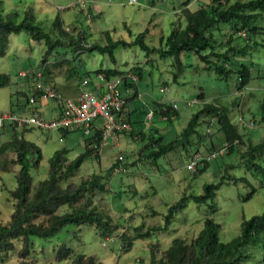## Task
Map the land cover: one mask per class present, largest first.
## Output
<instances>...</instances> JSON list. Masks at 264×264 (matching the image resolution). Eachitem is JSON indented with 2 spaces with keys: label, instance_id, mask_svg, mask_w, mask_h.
Instances as JSON below:
<instances>
[{
  "label": "rangeland",
  "instance_id": "1",
  "mask_svg": "<svg viewBox=\"0 0 264 264\" xmlns=\"http://www.w3.org/2000/svg\"><path fill=\"white\" fill-rule=\"evenodd\" d=\"M1 1L4 12L33 9L39 22L42 21L47 29L51 27L53 20L59 17L69 29L83 30L89 39L102 43L107 40L105 34L103 35L105 31H110L114 40L131 41L134 35L148 29L147 43L159 47L162 38H166L172 32L179 19L181 25L186 26V20L180 17L186 0H138L135 4H122L118 0H83L96 15L93 19L87 18L78 6H73L77 0ZM235 1L249 0H231ZM208 3H211V0H194L189 9L196 11L201 5ZM217 38L220 40V33ZM259 40L262 45L247 58L248 62L253 64V79L244 90L246 96L244 100L242 99L244 102L242 108L246 110L247 106L251 107L250 112L244 113V119L256 122V127L248 130L249 137L255 144L264 138V123H259L260 102L264 99V33L260 35ZM46 48L43 42L32 40L26 32L12 34L9 37L6 55L0 57V74H8L11 82L8 87L0 88V117L10 112L21 116L31 114L32 108L26 104L32 93L30 83L33 78L30 73L34 74L43 69ZM114 56L116 63L112 62L109 54L83 52L81 62L78 59L74 60L71 49H58L48 57L46 66L51 68L57 59L67 60V64L57 71L55 78L57 88L66 98H75L81 93V83L87 72L101 68H119L125 71L141 67L143 78L138 82L141 98L133 103L134 107L151 106L154 100L162 101L169 106L174 102L178 105V116L168 124L157 114L151 122L146 119L145 114L141 116L135 114L131 119L132 131L138 133L144 130L150 133L151 128L157 127L169 136L166 142L181 133L192 115L202 109L206 102L217 100L230 106V118L234 124L237 123L238 110L231 106L237 92L236 74H232L227 80H220L215 71L207 69L195 53L181 54L180 59L184 65L182 72L176 65L175 57H162L158 53L147 57L139 47L131 49L119 47L115 50ZM69 68L76 72L72 78L68 77ZM22 72L30 76L23 78L20 76ZM201 94L204 95L203 101H199ZM240 100H237L238 105L241 103ZM54 103L47 100L37 102L33 106L40 108L43 115L50 118L47 106ZM5 127L0 130V145L14 135L8 125ZM16 134L37 145L42 152L39 165L30 170L33 188L48 177L50 160L57 151L68 149L67 156L72 161L85 150V137L81 132H71L67 137H63L58 130L33 128L17 131ZM144 146L145 142L135 140L131 134L121 135L119 141L115 143L109 140L100 158L92 156L86 160L74 180L79 183L82 177L87 178L94 173L105 172L117 162L119 155L124 157L127 172L113 175L109 181L111 193L97 197L96 205L112 216L114 221H120L122 224L123 216L126 219L130 215L134 216L127 228L123 226V230L121 229L133 239V248L123 253L120 239L114 238L112 242H105L93 227L83 225L79 238L67 232L50 240L31 238V252L25 259L26 264H57L56 253L62 245L72 247L76 253L95 255L104 264H140L150 259V243H159L160 257L175 238L182 237L191 241L201 230L202 220L206 216L214 217L221 224L220 238L223 242H229L239 234L244 219L264 212V176L255 175L243 166L237 167L228 173L236 179L247 178L257 189L250 199L246 197L251 193L252 186L243 182L235 185L226 181L217 191L213 201L218 207L216 213H210L207 205L199 207L194 202H189L167 230L151 232L149 236L142 238L140 233H147L149 228L164 226L168 207L177 202L184 193L202 194L205 184L220 181L226 174L224 163L234 165L238 155L235 152L225 158H219L211 163L207 171L195 174L187 169L190 159L181 150L159 159L157 163L141 161L140 155L135 152ZM145 151L149 153L150 150L147 148ZM202 154L205 155L206 151L203 150ZM14 158L15 155L10 152L0 155V223L8 222L14 211L9 195V191L17 186L15 172L19 170V166L12 163ZM259 163L264 166V160ZM65 211L67 208L61 207L57 212ZM154 211L157 215H152ZM139 227L142 229L136 230ZM22 247L23 241H16L15 251L0 254V264H19L21 261L19 252Z\"/></svg>",
  "mask_w": 264,
  "mask_h": 264
},
{
  "label": "trees",
  "instance_id": "2",
  "mask_svg": "<svg viewBox=\"0 0 264 264\" xmlns=\"http://www.w3.org/2000/svg\"><path fill=\"white\" fill-rule=\"evenodd\" d=\"M193 1L186 0L182 15L180 13V17L186 20V26L183 27L179 19L177 26L166 38H162L161 45L156 47L146 41L148 29L134 35L131 41L114 40L110 31H105L103 35L105 34L107 40L102 43L92 38L89 39L83 30L69 29L59 17L53 20L51 27L47 29L41 23L42 21L39 22L33 9L23 12H4L3 2L0 0V57L6 55L9 37L12 34L28 33L32 40L43 42L47 47L43 55L42 81L61 93L56 86L55 78L57 71L67 64V60L57 59L51 68L46 66L48 57L58 49H71L74 60L80 61L83 52L109 54L112 62L116 63L114 52L117 48L139 47L147 57L156 53L162 57H175L180 72L184 69L180 59L181 54L195 53L207 69L215 71L220 80H227L232 74L237 75V92L231 106L238 110V117L244 116L242 99L244 100L246 95L241 97L239 93L244 91L253 79V64L248 62L247 58L262 45L259 38L264 33V0L246 2L211 0V3L203 4L198 10L191 11L189 5ZM90 13V18H96L92 10ZM218 33L221 35L220 40L217 38ZM130 70L138 75L140 82L143 78L142 68L138 66ZM127 71L119 68H101L94 72H87L86 77L93 78L97 74H103L106 79H111ZM30 74L33 78L30 83L32 93L26 100L27 106L30 105V98L39 94L36 88L37 75L36 73ZM75 74L76 72L69 68L68 77L72 78ZM10 82L8 74H0V88L8 87ZM81 89V92L85 90L83 87ZM140 98L138 92L127 97L122 111L123 116L128 117L127 120L131 125L133 123L128 111L138 116L147 115L153 111V118L157 114L162 121L168 124L178 116L177 110L162 101L154 100L151 106L128 107ZM199 99L203 101L204 95L201 94ZM239 99H241L240 105L237 103ZM30 107L38 111V107L33 105ZM260 109L259 123H264V99L260 102ZM230 112V106L217 100L206 102L202 109L192 115L181 133L169 142H166L169 136L157 127L151 128L150 133L144 130L138 133L134 131L123 133L131 134L135 140L145 142V146L135 152L140 155L139 159L143 162L149 160L151 163H157L159 159L180 150L187 155L190 161L197 160L203 157V150L208 154L223 145L227 147L226 153L214 160L200 159L196 170L191 171L195 174L204 173L211 163L219 158H225L235 152L238 154L234 165L224 163L226 174L221 177L220 181L205 184L202 194L184 193L177 202L168 207V213L164 217V226L149 228L147 233H140L142 238L149 236L151 232L167 230L189 202H194L199 207L207 205L210 213H216L218 207L213 201L217 191L226 181L235 185L243 182L252 186L247 178L236 179L228 173L229 170L243 166L255 175L264 176V166L259 163L264 160V138L255 144L249 137V129L241 127L238 121L236 124L232 122ZM12 132L14 133L13 138L0 145V155L13 153L15 158L12 163L19 166V170L15 172L17 186L9 191L14 211L8 222L0 223V254L15 251L16 241L22 240L23 247L19 252L21 260L19 264H26L25 259L31 252V238L50 240L65 232L79 238L83 225L93 227L103 240L120 239L123 253L133 248V239L122 230L123 226L127 228L134 216L130 215L127 219L123 216L124 223L122 224L120 221H114L112 216L96 205L97 197L111 193L109 181L115 175L114 169L118 163L114 162L105 172L94 173L87 178L82 177L79 183L74 181L86 160L92 156L100 158L101 154L90 147L93 142L100 144L101 134L99 132L92 139L85 138L84 152L72 161L67 156L68 149L57 151L50 160L48 177L35 188H33L30 170L37 167L42 160L41 149L25 140L23 136L17 135L14 129ZM59 132L63 137L71 133L67 130ZM147 148L150 150L149 153L145 151ZM123 163L127 167L124 157ZM126 172L127 169L122 173ZM256 191L257 189L252 186V191L246 199H250ZM61 207H66L67 211L58 213ZM152 215H157V213L154 211ZM69 227L74 229L69 230ZM141 229L142 227L136 228L138 231ZM221 229V224L214 217L206 216L202 220L201 230L191 241L182 237L175 238L160 257L158 256L159 243H150V259L140 264H255L258 262L264 264V212L250 219H244L239 234L229 242L221 240ZM56 262L57 264H104L95 255L76 253L72 247L65 245L59 247Z\"/></svg>",
  "mask_w": 264,
  "mask_h": 264
},
{
  "label": "built area",
  "instance_id": "3",
  "mask_svg": "<svg viewBox=\"0 0 264 264\" xmlns=\"http://www.w3.org/2000/svg\"><path fill=\"white\" fill-rule=\"evenodd\" d=\"M122 4H135L138 0H118ZM73 6H78L84 12L87 18L91 17L90 9L83 0H77ZM28 73H20L21 77H27ZM36 88L39 91L37 96L30 98V105L40 101H54L58 104V115L53 118H46L40 111L32 109L29 116L17 115L14 112L4 114L0 117V129L8 125L16 132L20 130L38 128L41 130H67L69 132H81L85 138L92 139L97 132L101 134L100 144L91 143L96 152L101 154L103 148L109 140L119 141L121 134L133 130L131 123L122 114L127 97L138 92L141 97L138 75L128 70L124 74L106 79L103 74H97L93 78L86 77L82 81V87L85 88L77 97L66 98L56 89L45 84L42 81V72H37ZM163 92L164 90L161 89ZM241 97L245 95L244 91L239 93ZM192 104V103H189ZM173 109L177 110L178 105L171 103ZM153 111H150L146 119L153 120ZM238 124L246 129L256 127L254 120L246 121L243 116H239ZM62 141V138L60 139ZM227 147L223 145L218 150L199 157L197 160H191L187 169L195 171L200 159L211 161L219 155L225 154ZM118 165L114 169V174L125 172L126 167L123 163V157L119 156ZM114 239L107 238L105 242H112ZM104 242V244H106Z\"/></svg>",
  "mask_w": 264,
  "mask_h": 264
},
{
  "label": "crops",
  "instance_id": "4",
  "mask_svg": "<svg viewBox=\"0 0 264 264\" xmlns=\"http://www.w3.org/2000/svg\"><path fill=\"white\" fill-rule=\"evenodd\" d=\"M41 102V101H40ZM130 104V103H129ZM132 105H133V103H132ZM132 105L130 104V105H128V107L130 108V107H132ZM250 108L251 107H249V106H247V108H246V110L244 109V111L245 112H250L249 110H250ZM38 109V111H40L42 114H44L43 113V111L40 109V108H37ZM131 109H133V108H131ZM47 110H48V112L50 113V118H53V117H56L57 115H58V110H59V108H58V104L55 102L54 103V105H50V106H47ZM128 113H130V119H132V117L135 115V113L134 112H129L128 111ZM127 113V114H128ZM128 116V115H127ZM126 116V117H127ZM147 116V115H146ZM128 118V117H127ZM120 139V138H119ZM6 142V140L5 141H3L1 144H3V143H5Z\"/></svg>",
  "mask_w": 264,
  "mask_h": 264
}]
</instances>
